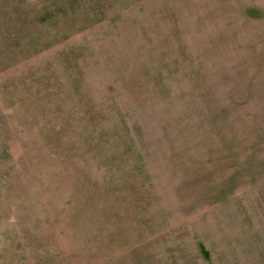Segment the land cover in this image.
Returning <instances> with one entry per match:
<instances>
[{"label": "rangeland", "instance_id": "1", "mask_svg": "<svg viewBox=\"0 0 264 264\" xmlns=\"http://www.w3.org/2000/svg\"><path fill=\"white\" fill-rule=\"evenodd\" d=\"M0 264H264V0H0Z\"/></svg>", "mask_w": 264, "mask_h": 264}, {"label": "trees", "instance_id": "2", "mask_svg": "<svg viewBox=\"0 0 264 264\" xmlns=\"http://www.w3.org/2000/svg\"><path fill=\"white\" fill-rule=\"evenodd\" d=\"M200 249L202 251L203 256L208 259L209 258V253H208V251L206 249H204V246L202 244H200Z\"/></svg>", "mask_w": 264, "mask_h": 264}]
</instances>
